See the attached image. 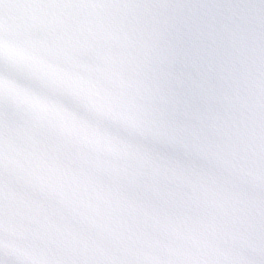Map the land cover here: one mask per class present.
Masks as SVG:
<instances>
[{
  "label": "snow or ice",
  "instance_id": "snow-or-ice-1",
  "mask_svg": "<svg viewBox=\"0 0 264 264\" xmlns=\"http://www.w3.org/2000/svg\"><path fill=\"white\" fill-rule=\"evenodd\" d=\"M0 264H264V0H0Z\"/></svg>",
  "mask_w": 264,
  "mask_h": 264
}]
</instances>
